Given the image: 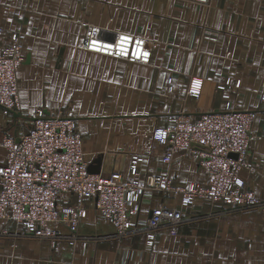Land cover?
<instances>
[{
	"label": "crops",
	"instance_id": "0c3cea01",
	"mask_svg": "<svg viewBox=\"0 0 264 264\" xmlns=\"http://www.w3.org/2000/svg\"><path fill=\"white\" fill-rule=\"evenodd\" d=\"M84 22L99 26L105 39L122 32L154 41L150 62L81 48ZM0 26V48L21 32L25 56L18 72L20 110L0 105V162L5 135L18 138L40 111L62 109L83 135L89 165L100 158L98 173L127 176L139 155L143 173L166 172L174 185L203 184L199 155L178 151L165 162L153 129L173 123L181 109L191 117L250 110L249 165L242 176L264 197V0H0ZM191 76L202 86L198 98L184 94ZM169 77L174 95H166ZM143 203L181 208L178 232L158 228L151 242L145 231L118 236L89 200L76 242L35 238L0 219V264H264V207L231 210L202 199L187 206L164 191Z\"/></svg>",
	"mask_w": 264,
	"mask_h": 264
},
{
	"label": "built area",
	"instance_id": "2783aa9c",
	"mask_svg": "<svg viewBox=\"0 0 264 264\" xmlns=\"http://www.w3.org/2000/svg\"><path fill=\"white\" fill-rule=\"evenodd\" d=\"M83 26L80 47L86 50L149 63L157 46L149 38L122 32L113 39H105L99 26L85 22ZM3 34L4 28L0 26V36ZM20 37L21 32H13L10 42L0 48V105L5 111L21 108L18 72L25 56ZM201 88L197 77L191 76L184 94L198 98ZM175 93L173 79L169 77L166 95ZM253 119L250 110L226 108L191 117L181 109L173 123L158 124L153 137L165 147V162H170L178 151L199 155L207 180L186 186L174 185L166 172H141L139 155L133 156L127 176L118 170L108 174L90 172L83 135L74 118L62 109L49 115L40 111L28 131L18 138L5 135L2 139L6 159L0 162V219L16 222L35 238L53 243L63 238L76 242L88 212L86 201L90 200L99 215L114 226L116 235L145 231L151 242L154 230L166 227L176 234L185 219L178 207H144L143 200L154 191L180 195L187 206L202 199L225 203L231 210L264 207V197L250 190L242 176L249 165ZM71 196L76 202L69 201ZM141 212L149 215L141 217ZM63 225L70 233H64Z\"/></svg>",
	"mask_w": 264,
	"mask_h": 264
},
{
	"label": "water",
	"instance_id": "95a60500",
	"mask_svg": "<svg viewBox=\"0 0 264 264\" xmlns=\"http://www.w3.org/2000/svg\"><path fill=\"white\" fill-rule=\"evenodd\" d=\"M96 162L99 164L100 163V158L96 159ZM89 165V171L92 172V173H98L100 170H99V165Z\"/></svg>",
	"mask_w": 264,
	"mask_h": 264
}]
</instances>
